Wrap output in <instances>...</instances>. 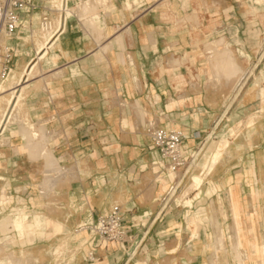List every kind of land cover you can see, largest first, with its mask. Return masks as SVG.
<instances>
[{
	"label": "crops",
	"instance_id": "1",
	"mask_svg": "<svg viewBox=\"0 0 264 264\" xmlns=\"http://www.w3.org/2000/svg\"><path fill=\"white\" fill-rule=\"evenodd\" d=\"M107 2L108 9L97 7L99 25L94 29L84 25L82 16L71 15L65 32L44 57L46 64L54 66L51 72L55 75L50 72L47 80L42 76V90L27 98L30 118L46 137L36 145L27 146V141L18 150L30 152L27 147L32 151L34 146L60 148L58 156L53 155L57 164L68 169L56 176L57 203L50 210L45 196L49 190L43 186L34 190L33 160L26 157L22 168V161L14 158L13 166L0 168V181L9 182L8 187L7 182H0V195L5 196L7 191L17 202L20 195L24 196L30 213L38 210L31 203L33 195H37L41 199L39 209L46 215L35 214L28 221L27 214L19 213L2 219L0 225L6 220H23L22 231L8 226L19 234L27 227L50 231L46 221L51 218L60 228L56 231L75 229L119 204L128 227L126 241L98 248L94 262H88L83 252H78L72 264H198L207 256L205 232L200 229L195 236L183 230L187 227V206L175 204L187 213L180 223L171 215V197L164 200L167 189L162 180L157 186L151 178L158 173V152L149 136L141 132L139 120L150 117L159 125L181 129L185 134L183 151L188 156L209 141L219 142L223 132L241 128L236 136H221L209 164L196 174L200 182H193L191 176V186L195 188L187 194L205 196L209 192L210 188L202 186V174L215 182L227 179L230 183L236 166L231 153L237 139L252 140L255 148H264V114L254 121L251 118L255 113H264L259 109L264 92L253 78L264 67L263 54L258 56L262 49L258 37L264 28V0ZM20 32L12 42L16 52L12 71L17 72L35 53L32 45L25 47L30 42L24 41ZM107 37L108 42L99 47L104 56L100 58L94 51L99 40ZM25 48H30L31 54ZM224 51L232 55L233 66L237 67L233 73L228 62L219 61ZM49 52L53 53L48 56ZM13 140L11 148L18 145ZM242 155L246 157L238 162L249 163L250 177L264 179V158L258 160L251 148ZM215 189L212 195L224 194L225 188ZM245 193L240 186L231 190L238 233L247 230L245 215L248 219L253 214L261 216L256 209L244 212L247 206L241 204L240 198ZM197 199L192 201L201 203L202 199ZM5 205L0 204V211L7 209ZM24 242L23 248L30 249L35 243L46 244L48 238L41 237L33 243L26 238ZM232 248L235 253L234 244ZM253 249L256 251L257 245ZM137 253L141 261L132 263ZM69 254L63 258H69ZM18 257L22 260V256Z\"/></svg>",
	"mask_w": 264,
	"mask_h": 264
},
{
	"label": "rangeland",
	"instance_id": "2",
	"mask_svg": "<svg viewBox=\"0 0 264 264\" xmlns=\"http://www.w3.org/2000/svg\"><path fill=\"white\" fill-rule=\"evenodd\" d=\"M98 6L99 7L101 6L104 9H108V2L104 4L101 3ZM71 11H76V8L75 7L72 8ZM95 14L98 15V8L97 10H95V12L88 14V17H91ZM84 16L87 17V15ZM84 16L80 17V20L82 22L88 18V17L85 18ZM83 23L84 25H86V27L88 26L85 23V21ZM90 29L93 30L94 27L93 29L92 28ZM20 31L21 32L19 33V35L22 37H25L27 36V34L28 35L30 34V37H28L27 39L28 42L30 43L27 44L25 47H30L32 45V47L35 49L36 46L38 47L40 46V44H43L44 41L42 39L43 38L42 32L39 29L38 21L36 19L33 20L30 26H25ZM24 33H26V35ZM38 41H40L41 43H39ZM106 42H108V37L100 39L99 45L94 51V53L100 58L104 56L99 51V47L105 44ZM37 43L39 44L36 45ZM258 44L262 48L259 50L258 56L262 54L264 56V50H263L264 28H262L261 34L258 37ZM54 46L55 45H53L51 49H53ZM25 50L27 52L29 51L31 54L30 48L27 49L25 48ZM52 53L53 52H49L48 56ZM34 55H35L34 53L31 54L28 60ZM44 59L45 58H43L41 62H39V64L36 65L35 68L30 72V75L27 76L28 79L30 80L29 82L27 80L26 84L23 85L25 88H22L20 94H17V91L19 87L22 86L23 80L21 75H23L24 73L23 70L26 64L18 73L17 71H12L10 75L7 77V79L0 81V117L3 114V111L7 108L8 105L7 101L10 102H14V100L19 101V102L15 101L14 109L11 112V114L14 116L15 119L11 120L10 123L7 124V128L4 131H0L2 132V134H0V168L4 166L8 167L10 166V164L13 166L14 164H12V162H15L16 158L22 161L20 163V166L22 168H25L26 166V164L24 163L26 157H29L31 160H33L32 186L34 187V190H37V188H40L42 186L45 190L47 189L49 190V194H45V196L47 197L48 207L51 210L52 206H55L57 203V199L55 197L56 195L54 193L55 192L54 187L56 186L57 183L56 176L58 173H63V172L66 173L68 167L62 166L60 163H58L59 165L62 166V168H60L59 165L56 164L57 162H54L53 165L57 167V169L59 168V172L52 171L49 172L48 174L46 171L45 158L39 156L40 153H38V156L37 155L35 156V154L37 153L32 152L31 150L30 152L27 150L24 151L18 150L19 149L18 146H21L22 144H26L27 141L28 143L32 142L27 131V128L30 124H34L35 130L39 133V135L34 139L35 145L38 143V141L41 143V140L46 137L45 135H43V132L40 131V127L36 125L33 120H31L28 111V102H27V98L31 95L32 92H39L44 87L43 84L44 80L41 77L45 76V80H47V78H49L48 74L51 72V69L54 68V66H52L51 64H46L44 62ZM34 70L36 73L34 72ZM258 71L259 73H257L255 76L253 75L254 76L253 78L258 83L260 91L264 92V67L259 68ZM32 72H34L35 75ZM13 75L14 77H12ZM51 75H55V73L51 72ZM10 76L12 78H10ZM32 76H34V78ZM11 95L13 97H11ZM8 98H10V100ZM259 103H260L259 109L264 110V101ZM263 114L264 113L262 112H258L253 114L251 118L254 121L255 119H258L261 116H263ZM147 120H151V118L146 117L143 118L142 120L141 119L139 120L140 122H142L143 125L141 128V132L144 133L146 136L147 134L146 131L144 130V125ZM22 126H24V128ZM240 133H241V128L229 129L228 131L223 132L224 137L222 135H219L220 137L219 140L221 141L223 138H227V136L229 135L236 136ZM11 139H14L13 143H17L18 145H15L13 146V148H11V146H9ZM220 141L219 142L209 141L207 144H205V146L202 145L201 147L196 149L198 152V153L196 152V155L198 154L199 157L197 155L194 158V160L196 161H193V163L191 164L189 172L180 182L179 187L177 188L175 194H172L170 196L165 195L164 200H166V198L171 197L169 203L173 202V206H174L171 215L174 218H177L179 223L182 221L181 218H183L187 214L186 212L181 210L180 206L181 205L187 206L186 209L189 210L186 218L187 227L186 228L183 227V230L184 229L190 230L195 236L199 235L200 229L202 230V232H205L203 241L205 243L204 245L207 246L205 251V255L207 256L200 258L196 263L198 264H264V250H262L260 254L258 253L259 251L256 250V252L258 253L257 257H251L252 250L255 251V249H253V245L254 246L257 245L258 239L263 240L262 243L264 247V179L251 178L250 175L252 174V171H250L249 163L238 162V160L242 161V158L246 157V156L242 157L243 156L242 152L244 150H248L249 148H251V153H253V155L256 154L258 156L257 157L258 160L260 161L263 160L264 148H262V150L259 147L255 148L252 140L245 141L242 137H239L236 141V145H235L236 147H234L233 152L231 153L233 156L232 157L233 164L236 166L234 168L235 171L234 177L231 178L230 183L227 181V179L221 180L219 182L218 181L215 182V180L213 181L211 178H205V175L202 174L203 176L202 186L210 188L209 192L205 196H201V195L192 196L187 194L189 193V191L195 188L191 186V176L193 175V182L195 183L200 182V178L196 176V174H201V172L204 171L205 167H207L210 158L213 154V151L215 150V146L217 143L219 144ZM42 148L46 151V153L47 151H51L56 157L58 156L57 149H60L51 146L48 147L43 146ZM260 150L262 152H260ZM46 153L43 156L46 157ZM13 155H15V157H13ZM10 158H13L12 159L13 161ZM158 158L159 156L157 154L156 159L158 160ZM258 165H260L259 161H258ZM154 166L155 165H152L151 167ZM158 175H160L159 178H157ZM41 176H43L44 178L43 182H41ZM151 178L153 179V181L156 180L157 186L161 185V180H162L163 187L166 188L167 191L168 190L170 191L171 187H173L179 181L178 179H177L178 181L173 180L171 176H167L162 172H158L155 173L154 175H151ZM164 180H166L167 183ZM0 182L2 183V185L7 182L6 185L8 187L9 182L7 179L1 180ZM18 184L24 188L22 182L21 183L18 182ZM237 186H240L246 192L244 197L240 198L241 204L244 207L247 206L244 212L245 213L248 211L251 212L252 210L254 211L256 209L259 213H261V216L259 217L253 214L251 219H248L246 215L244 216L245 225L247 227V230H245L244 233L243 232L238 233L237 231L238 227L235 225V220L233 218L232 206H233L234 196H232L231 190H235ZM251 186L255 187V190H251L250 189ZM217 187L225 188L224 194L219 196L212 195V192H214L216 190L215 188ZM6 192L7 191H4L3 194L4 195L6 194L9 197V199H6L5 197L6 195L5 196L0 195V204H6L5 206L7 207V209H5L4 211H0V221L6 217H14L19 213L27 214L28 221H31L35 214H45L42 213L41 210L39 209L41 199L37 195H33V199L31 200V203L35 206L34 207L35 209L37 206L38 210L30 213L27 207L29 201L27 202L24 196L20 195L17 198L18 200L17 202L10 197L9 195L10 193L7 194ZM181 193L183 195H181ZM255 195L257 199H254ZM194 198H198L197 200L202 199L201 203L192 201ZM177 203L181 205H179V207H176L175 204ZM252 222L255 223L254 227L251 226ZM76 229L77 228L68 229L65 227L63 228L62 231H56L55 229L51 228L49 231L47 229L39 230V228L35 229V228L27 227L23 232V234H19L17 230L12 229L11 227H5V226L1 227L0 228V241H1L0 264H7L6 255L9 256L10 253L16 256H22V262L20 264H24V263L50 264V262L51 264H72V262L74 261L73 257L76 252L75 245L77 243L81 244L86 237L85 232H82L81 234H77ZM240 229L243 228L241 227ZM41 237L48 238V242L44 245L40 243L39 244L35 243L34 245L31 246L32 248L30 249L23 248V246L25 245L24 240L26 238L28 239V242L33 243L36 239ZM233 244H234L235 253L232 248ZM41 251L46 252V254L41 253ZM66 253H70L69 254L70 257L65 259L63 258V256ZM138 261H141V258L137 253L132 263ZM175 262L176 264H178V261ZM11 264H16V262L13 261L11 262ZM137 264H139V262Z\"/></svg>",
	"mask_w": 264,
	"mask_h": 264
},
{
	"label": "built area",
	"instance_id": "3",
	"mask_svg": "<svg viewBox=\"0 0 264 264\" xmlns=\"http://www.w3.org/2000/svg\"><path fill=\"white\" fill-rule=\"evenodd\" d=\"M77 1L79 0H0V81L7 79L12 72V63L16 56L12 42L17 32L30 26L36 19L43 39L54 38L57 41L65 32L72 14L71 9ZM28 37L30 34L23 40L28 41ZM144 130L158 152V172L171 176L173 180L180 179L181 182L196 157V153L191 156L184 153L183 131L159 125L155 120H147ZM178 187L177 182L168 190L167 196L175 194ZM79 230L85 232L86 237L81 244L75 245V250L82 251L88 262L96 260L98 248L114 241L125 242L128 236V227L119 204L113 205L95 220L79 224L76 231Z\"/></svg>",
	"mask_w": 264,
	"mask_h": 264
},
{
	"label": "bare ground",
	"instance_id": "4",
	"mask_svg": "<svg viewBox=\"0 0 264 264\" xmlns=\"http://www.w3.org/2000/svg\"><path fill=\"white\" fill-rule=\"evenodd\" d=\"M103 1V2H102ZM105 2H107V0H79V3L76 5V11H72V14L71 15H73V14H75V15H78V16H84V15H86V14H89L90 12H92V11H94V10H96V8L98 7V5H100L101 3H105ZM73 7V8H74ZM72 10V9H71ZM75 10V9H74ZM85 17V16H84ZM87 17H88V15H87ZM87 17H85V18H87ZM98 15H93V16H91V17H88L87 19H85L84 21H85V23L89 26V27H91V26H93L94 28L95 27H97L98 25H99V21H97L96 19H98ZM83 21V22H84ZM92 27V28H93ZM43 39V38H42ZM43 44H40V46H36V48H38V49H36L35 48V55L33 56V58L31 59V61L30 62H27L26 63V66L24 67V73H23V75H21V77H22V80H23V83H22V86L24 85V84H26V81L28 80V82H29V80L30 79H28V75H30V72L35 68V66L36 65H38L39 64V62H41V60L46 56V54L48 53V51H49V48H51L54 44H55V42L56 41H54V38H52V39H48V38H45V39H43ZM39 43H41L40 41H38ZM39 43H37L36 45H38ZM216 52V51H215ZM225 52V51H224ZM216 56V55H215ZM232 55H229L227 52H225V54H222V56H221V59L219 60L220 61V63L222 62V61H226V62H228L229 63V67H230V72L231 73H233V71L235 72L236 70H237V67H234L233 66V62H232V57H231ZM218 63V62H217ZM219 64V63H218ZM222 65V64H221ZM215 66V65H214ZM38 68V67H37ZM217 68L218 69H220V65L218 66L217 65ZM38 70V69H37ZM22 71V72H23ZM26 72V73H25ZM34 72H35V70H34ZM34 72H32L33 74H34ZM18 73V72H17ZM36 73V72H35ZM32 74V75H33ZM241 74V73H240ZM35 75V74H34ZM12 77H14V75L12 76ZM11 76H10V78H12ZM33 78H34V76H32ZM20 78V77H19ZM221 78V77H220ZM15 79H17V78H15ZM21 80V81H22ZM21 83V82H20ZM19 87V89H18V91H17V94H20L21 93V90H22V88H25L24 86L23 87ZM26 86V85H25ZM9 89V88H8ZM2 90H3V88H2ZM6 90V89H5ZM14 91V90H13ZM3 92V91H2ZM14 93V92H13ZM16 96V95H15ZM22 96V95H21ZM11 97H13L12 95H11ZM19 97V96H18ZM20 98V97H19ZM18 98V99H19ZM9 100H10V98H8ZM12 99V98H11ZM14 99V98H13ZM15 101L17 102L18 100H14V102H10V101H7L8 102V105H7V108L3 111V114H2V116L0 117V131H4L6 128H7V124L8 123H10V121L11 120H13V119H15L14 118V116L11 114V112H12V110L14 109V106H15ZM6 102V103H7ZM19 102V101H18ZM17 104V103H16ZM17 106V105H16ZM2 113V112H1ZM12 122H14V121H12ZM140 122V121H139ZM141 123V122H140ZM23 128H24V126H22ZM42 130V129H41ZM27 131H28V134H29V137L31 138V140H32V142H30V143H28V145L27 146H29V145H33V144H35L34 142V139L39 135V133L35 130V127H34V124H30L29 126H28V128H27ZM0 133H2V132H0ZM41 135H42V133H41ZM28 149H30L31 150V147H27ZM32 152H35V153H41L40 155H44L45 153H46V151L44 150V149H42V148H39V147H32ZM198 153V152H197ZM198 155V154H197ZM196 155V156H197ZM45 157V156H44ZM198 157H199V155H198ZM214 158V157H213ZM214 160H216L215 158H214ZM194 161H196V160H194ZM54 162H57V160H56V157L53 155V153L51 152V151H47V153H46V163H45V165H46V171H47V173L49 174V172H52V171H56L57 170V167H55L53 164H54ZM215 162V161H214ZM57 164V163H56ZM60 167V166H59ZM61 168V167H60ZM211 168H212V166H211ZM211 170V169H210ZM58 171V170H57ZM59 172V171H58ZM51 175V174H50ZM48 177V176H47ZM50 178V177H49ZM47 180V179H46ZM178 181V180H177ZM178 183L180 184V179H179V181H178ZM176 185V184H175ZM24 223H25V221H23V220H20L19 222H13V221H10V220H6V221H2L1 222V225H0V228L1 227H9V226H11V227H15V228H17V230L18 231H22L23 230V227H24ZM46 224H47V227L48 228H53L54 227V229L55 230H59L60 228L57 226V225H54V224H56L51 218H47V221H46ZM9 225V226H8ZM233 226V225H232ZM83 231H81V230H79V231H76V233L78 234V233H82ZM236 233V232H235ZM236 235V234H235ZM80 242H82V241H80ZM257 250L259 251L258 253L260 254L261 252H262V250H264V247H263V243H262V239H258V242H257ZM256 251H253L252 250V255H251V257H257V254H258ZM6 255V254H5ZM7 257H6V263L7 264H11V262H13V261H15L16 262V264H20L21 262H22V260L18 257V256H16V255H13L12 253H10L9 254V256L8 255H6ZM3 260V259H2ZM25 261V260H24ZM3 262V261H2ZM25 264V263H24Z\"/></svg>",
	"mask_w": 264,
	"mask_h": 264
}]
</instances>
